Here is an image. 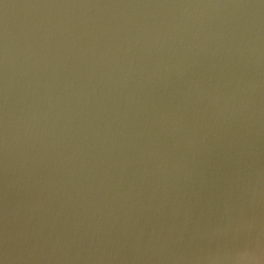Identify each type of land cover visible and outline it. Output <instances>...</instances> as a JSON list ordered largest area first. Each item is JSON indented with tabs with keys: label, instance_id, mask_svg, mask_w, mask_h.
I'll return each mask as SVG.
<instances>
[{
	"label": "water",
	"instance_id": "95a60500",
	"mask_svg": "<svg viewBox=\"0 0 264 264\" xmlns=\"http://www.w3.org/2000/svg\"><path fill=\"white\" fill-rule=\"evenodd\" d=\"M0 264H264V0H0Z\"/></svg>",
	"mask_w": 264,
	"mask_h": 264
}]
</instances>
